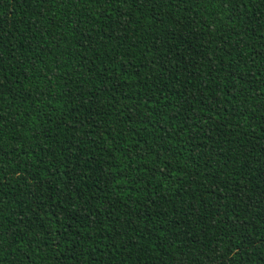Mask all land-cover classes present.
<instances>
[{
    "label": "trees",
    "instance_id": "obj_1",
    "mask_svg": "<svg viewBox=\"0 0 264 264\" xmlns=\"http://www.w3.org/2000/svg\"><path fill=\"white\" fill-rule=\"evenodd\" d=\"M0 264H264V0H0Z\"/></svg>",
    "mask_w": 264,
    "mask_h": 264
}]
</instances>
